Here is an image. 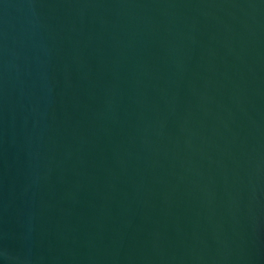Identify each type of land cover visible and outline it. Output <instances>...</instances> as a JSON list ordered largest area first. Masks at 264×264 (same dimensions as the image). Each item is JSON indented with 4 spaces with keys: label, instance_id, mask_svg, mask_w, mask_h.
<instances>
[{
    "label": "water",
    "instance_id": "water-1",
    "mask_svg": "<svg viewBox=\"0 0 264 264\" xmlns=\"http://www.w3.org/2000/svg\"><path fill=\"white\" fill-rule=\"evenodd\" d=\"M0 264H264V0H0Z\"/></svg>",
    "mask_w": 264,
    "mask_h": 264
}]
</instances>
